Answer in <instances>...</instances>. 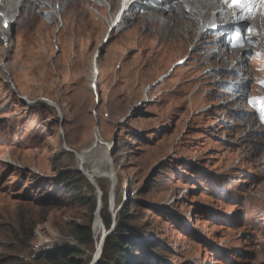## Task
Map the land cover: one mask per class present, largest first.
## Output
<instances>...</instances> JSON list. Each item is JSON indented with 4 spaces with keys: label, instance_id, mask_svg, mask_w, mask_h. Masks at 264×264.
<instances>
[{
    "label": "rangeland",
    "instance_id": "374dc122",
    "mask_svg": "<svg viewBox=\"0 0 264 264\" xmlns=\"http://www.w3.org/2000/svg\"><path fill=\"white\" fill-rule=\"evenodd\" d=\"M76 1L57 5L54 24L32 5L0 42V264H50L47 254L77 248L76 225L91 226L80 258L93 264L106 197L143 238L127 264H264V122L252 101L264 99L260 48L241 96L224 88L239 76L227 61L201 67L205 53L176 45L154 59L156 36L150 50L136 46L141 21L106 33L117 3L107 13ZM237 95L244 107L234 111ZM96 132L111 146L113 201L111 181L92 184L79 166Z\"/></svg>",
    "mask_w": 264,
    "mask_h": 264
},
{
    "label": "bare ground",
    "instance_id": "6f19581e",
    "mask_svg": "<svg viewBox=\"0 0 264 264\" xmlns=\"http://www.w3.org/2000/svg\"><path fill=\"white\" fill-rule=\"evenodd\" d=\"M74 1L76 0H0V13L2 14V16H0V42H8L11 36L10 30L5 29L4 24L8 23L9 26L13 28L18 22L19 15L17 14H21V12L29 14L30 11H32V5H38L43 8L41 11L43 14H51L57 17L59 12L57 8L58 4L66 6L68 3ZM94 1L100 5L108 4V6H106L107 13L109 9L114 8L116 3L118 4L116 12L113 15L110 14L112 17H110L108 21L106 30V33H108L111 27H113L117 15L121 12V4L123 1ZM262 1L264 2V0ZM44 9H48V11L44 12ZM239 16H242V13L228 9L224 0H128L123 15V22L130 23L137 20L138 22L141 21L145 31L136 46L143 52L152 48L148 37L156 36L160 50H153L154 59H156L155 54L159 56L163 52V49L170 50L176 45L179 49V53H182L185 49H190L192 46H194V50L199 54L198 58L205 53L204 58L202 57V59L200 58L198 60L201 62V67L215 65L213 62L226 63L225 61H227L229 67L226 69L231 72V75L238 74L239 76L231 81L227 80V84L224 88L228 92L235 91L242 96L246 93L248 82L253 79L255 75L254 65H252V68L248 71V68L245 67V64L248 63L247 59L252 53V49L247 48L226 52L221 37H217L210 41L213 44L212 47H206V42L212 37V33L210 32L211 27L216 24L221 25V28L232 26L235 24L234 18ZM52 22L54 21L52 20ZM121 23L115 28H118ZM241 23L250 25L254 33L253 43L260 48L259 51L262 53V58H264V11L257 13L250 21L245 20L241 21ZM174 28L177 29L174 30ZM183 34L188 41L184 39L185 36L184 38L182 37ZM7 53L8 52H6V54ZM6 54H4V56H6ZM97 57L98 54L95 55L93 60L92 74L94 77L98 74L99 70V61ZM241 96L237 95L234 100H230V102H238L239 107L238 109H233L234 111L244 107ZM240 102H242V104ZM54 107H57V105H54ZM247 122L253 125L252 121L247 120ZM95 135L96 138L92 146L78 154L79 166L92 184H96L98 181L105 179L111 181L110 196L113 201L116 190V180L113 175V166L110 160L111 146H107L105 143L101 142L99 133L96 132ZM104 235L105 233L99 235L100 238L97 243V251L93 264H95L101 256Z\"/></svg>",
    "mask_w": 264,
    "mask_h": 264
},
{
    "label": "trees",
    "instance_id": "16d2710c",
    "mask_svg": "<svg viewBox=\"0 0 264 264\" xmlns=\"http://www.w3.org/2000/svg\"><path fill=\"white\" fill-rule=\"evenodd\" d=\"M70 179L73 178H69ZM72 186V185H71ZM119 202H117V205ZM96 202L93 206V212L96 210ZM109 202L106 197L104 200V214L102 221L107 231H110L114 224L113 215L108 212ZM122 208L116 215L115 230L105 239L102 258L97 264H127L128 261H134V254L142 251L143 238L137 234L131 226L123 219L128 215L127 209L122 212ZM72 234L78 243L77 248L59 249L46 255L44 259L50 264H84L80 258L84 255L83 249L86 245H91V226L76 225ZM89 264V263H86Z\"/></svg>",
    "mask_w": 264,
    "mask_h": 264
},
{
    "label": "clouds",
    "instance_id": "9594fccd",
    "mask_svg": "<svg viewBox=\"0 0 264 264\" xmlns=\"http://www.w3.org/2000/svg\"><path fill=\"white\" fill-rule=\"evenodd\" d=\"M60 9H61V8H58V11H59L58 14H57L58 16H59V14H61V13L63 12V10H64L63 8H62V10H60ZM45 14H46V13H45ZM50 15H51V14H50ZM0 16H2V15H0ZM58 16H57V17H56V16H52V15H51V16H48L50 19H53V21H54V22H50V23L54 24V23H55V20H56V22H57V21H58ZM6 24H8V23H6ZM6 24H4V28H5V29L9 30V29L12 28V26H11V27L9 26V28H6V27H5ZM8 25H9V24H8ZM109 40H110V37H109V35H108L107 38L104 40V44H107V43L109 42ZM98 53H99V52H98ZM97 58H98V57H97ZM98 60H99V59H98ZM94 87H95V85H94ZM110 202H111V201H110ZM111 205L113 206L112 203H111ZM113 218H114V224H113V225H115V227H116V221H115V220H116V215H114ZM106 231H107V230H106ZM106 238H107V237H106Z\"/></svg>",
    "mask_w": 264,
    "mask_h": 264
},
{
    "label": "water",
    "instance_id": "95a60500",
    "mask_svg": "<svg viewBox=\"0 0 264 264\" xmlns=\"http://www.w3.org/2000/svg\"><path fill=\"white\" fill-rule=\"evenodd\" d=\"M103 54H104V51L101 49V51H99V53H98V59H100L101 56H102ZM111 207H112V205H111ZM114 230H115V225H113V227H112V229H111L110 231H106V233H105V235H104V237H103V245H104V243H105V239H106V237L109 236ZM101 252H102V251H101ZM98 261H99V260H98ZM98 261L95 262V264H97Z\"/></svg>",
    "mask_w": 264,
    "mask_h": 264
},
{
    "label": "snow or ice",
    "instance_id": "6c2138e0",
    "mask_svg": "<svg viewBox=\"0 0 264 264\" xmlns=\"http://www.w3.org/2000/svg\"><path fill=\"white\" fill-rule=\"evenodd\" d=\"M234 2H238V0H234Z\"/></svg>",
    "mask_w": 264,
    "mask_h": 264
}]
</instances>
